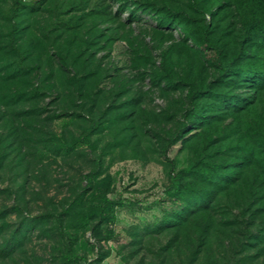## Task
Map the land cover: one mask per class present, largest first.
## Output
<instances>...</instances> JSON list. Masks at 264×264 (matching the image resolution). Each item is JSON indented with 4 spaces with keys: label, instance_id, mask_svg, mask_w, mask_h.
<instances>
[{
    "label": "rangeland",
    "instance_id": "rangeland-1",
    "mask_svg": "<svg viewBox=\"0 0 264 264\" xmlns=\"http://www.w3.org/2000/svg\"><path fill=\"white\" fill-rule=\"evenodd\" d=\"M40 20L23 38V64L37 66L26 70L7 46L0 14V264H264V243L249 238L238 205L223 196L211 205L201 246L192 221L169 222L177 210L162 152L169 98L146 93L136 106L114 96L117 78L130 71L127 43L118 40L92 60L86 52L72 59L73 48L67 68ZM141 85L150 87L147 79ZM91 126L87 145L80 138ZM193 149L177 143L167 156L186 169ZM103 196L121 199L115 219L86 222L84 210ZM63 232L76 235L75 254L84 260L65 259ZM97 246L109 252L102 261Z\"/></svg>",
    "mask_w": 264,
    "mask_h": 264
},
{
    "label": "trees",
    "instance_id": "trees-1",
    "mask_svg": "<svg viewBox=\"0 0 264 264\" xmlns=\"http://www.w3.org/2000/svg\"><path fill=\"white\" fill-rule=\"evenodd\" d=\"M0 14L7 46L26 70L37 66L23 64V38L33 22L41 25V16L43 37L67 68L73 48L72 59L86 52L92 60L125 41L130 71L117 78L114 96L125 95L122 104L136 106L146 93L169 98L165 114L171 124L162 152L169 164L167 197L177 207L171 225L192 221L201 246L211 227V205L223 196L238 205L249 238L264 243V0H0ZM63 37L65 48L59 47ZM94 129L85 130L81 142L90 145ZM177 143L194 145L186 169L177 170L167 156ZM121 203L103 196L83 216L108 224ZM63 234L65 259L84 260L75 254L76 235ZM108 256L97 246L98 261Z\"/></svg>",
    "mask_w": 264,
    "mask_h": 264
}]
</instances>
